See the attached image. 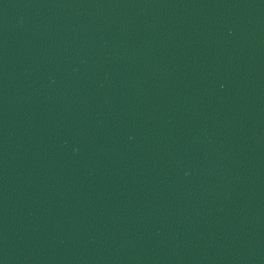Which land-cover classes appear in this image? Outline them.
Instances as JSON below:
<instances>
[{
    "label": "water",
    "instance_id": "water-1",
    "mask_svg": "<svg viewBox=\"0 0 264 264\" xmlns=\"http://www.w3.org/2000/svg\"><path fill=\"white\" fill-rule=\"evenodd\" d=\"M0 264H264V0H0Z\"/></svg>",
    "mask_w": 264,
    "mask_h": 264
}]
</instances>
